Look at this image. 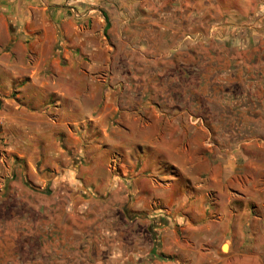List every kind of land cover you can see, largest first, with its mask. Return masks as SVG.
<instances>
[{"label": "crops", "instance_id": "obj_1", "mask_svg": "<svg viewBox=\"0 0 264 264\" xmlns=\"http://www.w3.org/2000/svg\"><path fill=\"white\" fill-rule=\"evenodd\" d=\"M205 51L237 70L244 118L214 154L175 142L157 77ZM18 187L101 221L73 264H264V0H0V188Z\"/></svg>", "mask_w": 264, "mask_h": 264}, {"label": "rangeland", "instance_id": "obj_2", "mask_svg": "<svg viewBox=\"0 0 264 264\" xmlns=\"http://www.w3.org/2000/svg\"><path fill=\"white\" fill-rule=\"evenodd\" d=\"M212 53L205 51L201 62L195 55L179 54L172 65H158V85L167 89L163 99L167 97L172 101L175 110L167 119L178 122L172 130L174 140L180 147L189 145V151L194 153L214 154L217 147L221 150L230 148L231 141L244 133V130L229 128L235 120H244L231 110L230 95L237 89L236 84L230 86L220 77L228 79L237 70L226 64L216 65ZM137 115L135 120L140 116L147 120L153 119L154 114L142 112ZM158 119L165 120V117ZM186 121L191 122L190 129L181 128L180 123ZM201 123L205 129L198 127ZM136 130L143 136L148 129ZM167 131L164 125L148 130L163 143ZM18 179L16 185H26L23 178ZM4 189L0 188V264H71L72 258L62 256V252L68 251L73 243V233H101L98 224L101 221L88 228L86 221H79L80 215L86 214L85 210L71 214L67 211L68 204L65 201L61 202L63 205L57 204L47 190L18 187L1 192Z\"/></svg>", "mask_w": 264, "mask_h": 264}, {"label": "trees", "instance_id": "obj_3", "mask_svg": "<svg viewBox=\"0 0 264 264\" xmlns=\"http://www.w3.org/2000/svg\"><path fill=\"white\" fill-rule=\"evenodd\" d=\"M6 189H7V188H5L4 190H2L1 192H4V193H6Z\"/></svg>", "mask_w": 264, "mask_h": 264}]
</instances>
